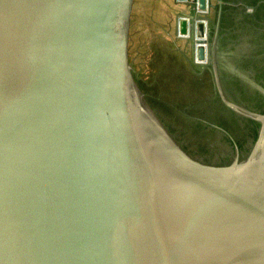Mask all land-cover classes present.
<instances>
[{
    "label": "water",
    "instance_id": "obj_1",
    "mask_svg": "<svg viewBox=\"0 0 264 264\" xmlns=\"http://www.w3.org/2000/svg\"><path fill=\"white\" fill-rule=\"evenodd\" d=\"M177 1L203 64L215 6ZM152 36L150 0H0V264H264V113L218 87L256 136L191 156L141 79Z\"/></svg>",
    "mask_w": 264,
    "mask_h": 264
},
{
    "label": "flooded vegetation",
    "instance_id": "obj_2",
    "mask_svg": "<svg viewBox=\"0 0 264 264\" xmlns=\"http://www.w3.org/2000/svg\"><path fill=\"white\" fill-rule=\"evenodd\" d=\"M215 1L209 39L204 36L210 52L194 71L195 96L163 106L184 150L205 163L227 164L247 154L259 122L232 110L218 87L230 104L264 113V0Z\"/></svg>",
    "mask_w": 264,
    "mask_h": 264
},
{
    "label": "rangeland",
    "instance_id": "obj_3",
    "mask_svg": "<svg viewBox=\"0 0 264 264\" xmlns=\"http://www.w3.org/2000/svg\"><path fill=\"white\" fill-rule=\"evenodd\" d=\"M211 17H214L213 9L210 11ZM152 37L153 46L151 49L148 47L146 53L151 54L150 58L152 60L156 56L155 67L159 76L149 78L143 75L141 79L148 83L147 91L158 94L163 103L177 105L192 100L196 93L192 82L198 77L194 71L200 69V64H197L193 58L192 46L188 45V42L181 43L180 46L178 45L179 50H176L170 41L158 32L153 31ZM144 72L148 73L147 71ZM163 112L166 115L164 106Z\"/></svg>",
    "mask_w": 264,
    "mask_h": 264
},
{
    "label": "crops",
    "instance_id": "obj_4",
    "mask_svg": "<svg viewBox=\"0 0 264 264\" xmlns=\"http://www.w3.org/2000/svg\"><path fill=\"white\" fill-rule=\"evenodd\" d=\"M214 1L211 0V3L214 4ZM191 10L188 4L177 0H150V17L153 31L158 32L162 37L169 40L176 50H179L181 43L185 44L188 42L187 44L191 45L190 41L177 36L176 24L180 13H191Z\"/></svg>",
    "mask_w": 264,
    "mask_h": 264
},
{
    "label": "bare ground",
    "instance_id": "obj_5",
    "mask_svg": "<svg viewBox=\"0 0 264 264\" xmlns=\"http://www.w3.org/2000/svg\"><path fill=\"white\" fill-rule=\"evenodd\" d=\"M199 39H202L203 40V42H201V43H199V44H197V45H206V42L204 41L205 40V38L203 37V38H199ZM206 59V58H205ZM204 59V60H205ZM203 62V61H202ZM199 63V62H198Z\"/></svg>",
    "mask_w": 264,
    "mask_h": 264
},
{
    "label": "built area",
    "instance_id": "obj_6",
    "mask_svg": "<svg viewBox=\"0 0 264 264\" xmlns=\"http://www.w3.org/2000/svg\"><path fill=\"white\" fill-rule=\"evenodd\" d=\"M194 52H195V51H194ZM193 58H194L195 61H199V60L197 59L196 52L194 53Z\"/></svg>",
    "mask_w": 264,
    "mask_h": 264
}]
</instances>
